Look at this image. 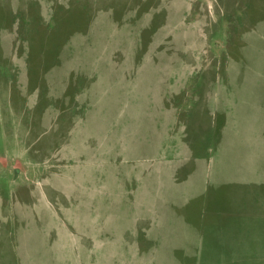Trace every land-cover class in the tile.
Segmentation results:
<instances>
[{
  "label": "rangeland",
  "instance_id": "374dc122",
  "mask_svg": "<svg viewBox=\"0 0 264 264\" xmlns=\"http://www.w3.org/2000/svg\"><path fill=\"white\" fill-rule=\"evenodd\" d=\"M0 221L88 234L44 264H264V0H0Z\"/></svg>",
  "mask_w": 264,
  "mask_h": 264
},
{
  "label": "crops",
  "instance_id": "0c3cea01",
  "mask_svg": "<svg viewBox=\"0 0 264 264\" xmlns=\"http://www.w3.org/2000/svg\"><path fill=\"white\" fill-rule=\"evenodd\" d=\"M151 209V208H149ZM159 210V208H152ZM167 208H164V210ZM168 210V209H167ZM140 214L162 215L165 211L140 210ZM169 213V212H168ZM164 220L165 217L137 216V222L148 220ZM68 223H42V222H5L0 221V264H44L45 259H50L65 242H80L88 239V234L75 232ZM264 229V224H262ZM144 232V230H141ZM255 246L264 248V234L257 236ZM258 244V245H257ZM264 253V252H263ZM46 261L50 264L52 260Z\"/></svg>",
  "mask_w": 264,
  "mask_h": 264
}]
</instances>
